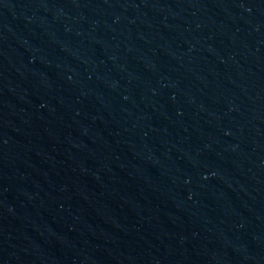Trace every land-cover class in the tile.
<instances>
[{
    "label": "water",
    "instance_id": "95a60500",
    "mask_svg": "<svg viewBox=\"0 0 264 264\" xmlns=\"http://www.w3.org/2000/svg\"><path fill=\"white\" fill-rule=\"evenodd\" d=\"M0 264H264V0H0Z\"/></svg>",
    "mask_w": 264,
    "mask_h": 264
}]
</instances>
